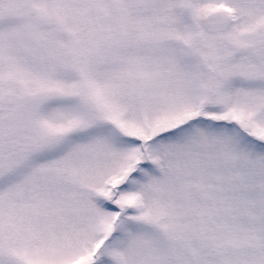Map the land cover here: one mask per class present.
I'll return each instance as SVG.
<instances>
[{"label": "snow or ice", "instance_id": "1", "mask_svg": "<svg viewBox=\"0 0 264 264\" xmlns=\"http://www.w3.org/2000/svg\"><path fill=\"white\" fill-rule=\"evenodd\" d=\"M0 264H264V0H0Z\"/></svg>", "mask_w": 264, "mask_h": 264}]
</instances>
